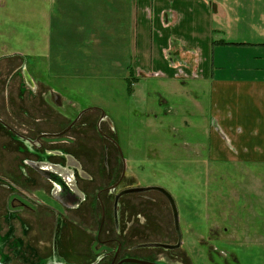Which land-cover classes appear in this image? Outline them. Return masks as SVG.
<instances>
[{"label": "rangeland", "instance_id": "374dc122", "mask_svg": "<svg viewBox=\"0 0 264 264\" xmlns=\"http://www.w3.org/2000/svg\"><path fill=\"white\" fill-rule=\"evenodd\" d=\"M98 10L102 9L84 8L83 15L86 16L78 21L79 24L64 23L60 39L55 35L59 31L55 9L49 2L0 0V64L10 63L15 69L25 67L38 87L36 92L34 87L29 89L24 85L20 90L17 85L13 92L8 93L0 84V121L11 123L22 134L32 117V121L41 118L42 127L51 129L49 107L63 117L62 127L80 113H85L83 117L90 119L93 127L90 130L92 138L84 141L88 145H97L98 155L94 161L98 169H102L101 165L107 158L105 147H109L110 158L115 160L112 169L117 166L116 161L120 162V149L121 160L129 173L115 194L128 191L121 201L130 212L131 221L135 219V226L123 231L129 228L125 225L118 233L109 228V223L111 231L106 235L104 232L101 239L115 238V243H122L121 257L163 264H264V162H218L211 159L210 132L214 123L209 114V97L204 90L195 92L192 82L184 87L173 81L165 83L163 79L141 77L137 81L132 72L126 80L105 79L103 76L107 72L99 66L100 58L105 57L102 56L103 47L95 42L97 34L93 32L94 26L102 24V20L91 16ZM76 26L90 32L91 48L82 49L78 35L80 49L70 47L74 41L65 38L64 32L69 36ZM60 43L63 46L59 47ZM87 49L90 51L86 52ZM55 50L59 53L57 61H62L63 68L79 69L88 61L94 71L82 73L84 75L80 76L84 79L76 78L71 71L63 73L61 78L56 77ZM87 53L90 57L85 60ZM39 87L43 88L45 95L41 96ZM24 90L26 93H21ZM42 98L46 107L38 111L39 107L34 108L33 105L42 102ZM102 114L106 118L100 122V129L114 138V143L107 142L98 134L97 125ZM57 124L60 125L59 122ZM67 136L71 137L72 133ZM16 140L6 129L0 128V166L8 165L9 174L14 167L12 159L17 156L12 147ZM118 165L111 179L102 174L91 184L86 201L89 210L86 220L80 222L79 218L63 211L70 220L65 234L73 226L81 229L78 242L67 243L84 256L73 257L70 260L73 263L93 264L102 253L117 249L116 244L102 247L97 239L100 220L97 194L119 179L121 162ZM163 190L174 200L178 227L173 206ZM7 192L0 188V230L18 225L17 230L21 232L16 234L20 243L50 244L52 217L42 216L44 222L48 220L47 223L41 219L36 226L30 221L27 223L24 215L12 218L6 209ZM115 194L101 196L108 213L114 207ZM36 196L62 210L48 198ZM37 226L41 228L35 230ZM68 236L75 240L71 232ZM5 239L7 236L2 238V242ZM145 244L181 248L171 251L137 248ZM61 251L66 255L64 243ZM100 264H111V260L104 259Z\"/></svg>", "mask_w": 264, "mask_h": 264}, {"label": "crops", "instance_id": "0c3cea01", "mask_svg": "<svg viewBox=\"0 0 264 264\" xmlns=\"http://www.w3.org/2000/svg\"><path fill=\"white\" fill-rule=\"evenodd\" d=\"M43 1L55 9L60 39L63 24H79L84 8L102 9L91 16L102 20L93 32L107 58L99 63L107 72L105 79L126 80L132 72L137 81L163 79L184 87L192 82L195 92L206 91L214 123L209 148L213 161L264 162V0ZM80 28L71 34L68 30L69 36L64 32V37L74 41L70 47L76 50L91 48L90 32ZM58 57L55 50L56 77L71 71L84 79L82 73L94 71L88 61L85 67L65 69ZM29 79L33 84V76ZM17 229L0 230V243H20Z\"/></svg>", "mask_w": 264, "mask_h": 264}, {"label": "flooded vegetation", "instance_id": "af4514ba", "mask_svg": "<svg viewBox=\"0 0 264 264\" xmlns=\"http://www.w3.org/2000/svg\"><path fill=\"white\" fill-rule=\"evenodd\" d=\"M29 75H31L30 72L23 66L19 69H15L13 64H0V84L8 93L9 91L13 92L17 85H19L18 87L20 90L24 85H27L29 89L34 87V90L38 92V87L34 82L33 84L31 83ZM39 92H41V96L45 95L43 88L39 87ZM21 93H26V91L24 90ZM31 98L34 99L32 95ZM43 98L42 102L33 105L34 108H36V106L39 107L37 108L38 111H41L42 107H46ZM49 109V115L52 120L49 119L50 121H48V123L51 124V129L42 127L41 118H39L40 120L35 119V121H32L34 118L32 117L29 126L23 128L21 134L11 123H7V121L4 120L0 121V128L4 131L6 129L12 137L17 139V143L12 146L17 151L16 158L14 157L12 159L14 165L12 174L7 172L8 165L0 166V169H2V171H0V188L3 191H8L6 195V209L9 210L11 216L14 215L15 218H17L19 214H23L24 220L27 223L28 221L32 222L31 225L35 224V226L41 219L44 222L42 216L47 217L49 215L53 219V235L52 239H50V244L43 243V246L40 244V246L36 248L31 243H0V264H64V262L78 264L71 262L72 260L70 261V259L78 256L80 258L84 257L82 252H80V250L77 251L74 247H71L70 251H68L66 246H68L67 243L78 242L77 239L80 236L81 229L79 226H73L71 231L68 229L65 234L69 227L70 220L67 218L68 215L63 214V211H67V213H70L73 217L79 218L80 222L86 220L89 212L88 207H86V201L89 199L91 184L95 183L102 174H104L105 178L111 179L113 170L119 166L118 164H120V162L122 166L120 167L119 179H117L113 185L98 191L97 194L100 206L97 239L101 242L100 244L102 247L116 244L117 249L102 253L93 264H100L104 259H110L111 264H135L124 262L127 259L137 258L121 257L123 248L122 243H115V241H117L115 238L107 240L101 239L104 232L106 235L107 232L111 231L110 229L119 233L125 225H129V228L123 231L131 230L135 226V219L131 221L130 212L126 209L125 203L121 201L126 197L128 191L123 190L115 194V190L128 177L129 173V169L125 162L121 160L122 153L120 149L118 151L120 162L116 161L117 166L112 169L111 165L115 164V160H113V162L110 158L109 147H105L104 155H107V158L105 162H103V165H101L103 170L98 169L99 166L98 164L96 165L94 161V158L98 155V147L96 144H85L84 141L85 138L88 140L92 138V134L90 135V130L93 127L92 121L83 117L85 113H80L76 118L72 119L69 124L62 127L61 119H63V117L57 115L51 107H49ZM105 118L106 115L102 114L97 125V127H99L98 134L107 142L114 143V138L100 129V125ZM57 122H59L60 125H58ZM69 133H72L71 137L67 136ZM91 141L93 140L91 139ZM84 153L86 155H84ZM84 157H86L85 160ZM4 166H6V168H4ZM163 193L170 199L178 227V211L174 200L167 192L163 191ZM36 194L45 197V199L48 198L50 202L53 201L59 205L62 210L57 209L51 203L45 202L40 197L39 199ZM102 194H115V204L110 212L111 215L108 213L109 209L104 205L103 199H101ZM16 202H18V206ZM47 221L46 219L44 223H47ZM128 221L131 222L126 224ZM109 223L111 224L110 227ZM108 227L110 229H108ZM38 228L41 227L37 226L35 230ZM70 232L75 240L69 239L68 234ZM46 233L47 232H45V234ZM63 243L65 253H68L69 257L63 255V251H61ZM157 246L156 244H145L137 248H163L165 251L181 248V246ZM63 258L67 261L63 260ZM139 260L163 264L157 261Z\"/></svg>", "mask_w": 264, "mask_h": 264}, {"label": "water", "instance_id": "95a60500", "mask_svg": "<svg viewBox=\"0 0 264 264\" xmlns=\"http://www.w3.org/2000/svg\"><path fill=\"white\" fill-rule=\"evenodd\" d=\"M124 262H130V263H135V264H156V263H152V262L142 261V260H139V259H127Z\"/></svg>", "mask_w": 264, "mask_h": 264}]
</instances>
